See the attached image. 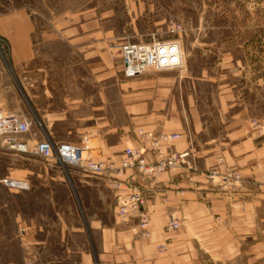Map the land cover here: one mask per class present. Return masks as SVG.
I'll use <instances>...</instances> for the list:
<instances>
[{
  "label": "rangeland",
  "instance_id": "1",
  "mask_svg": "<svg viewBox=\"0 0 264 264\" xmlns=\"http://www.w3.org/2000/svg\"><path fill=\"white\" fill-rule=\"evenodd\" d=\"M18 9L35 25V58L27 66L47 73V90L41 92L39 74L32 83L15 70L17 92L31 97L32 111L54 140L88 145L96 159L103 158L99 139L114 143L122 136L147 145L139 130L156 134L136 124L133 111L143 92L163 101L166 110L187 116L192 110L202 118L205 129L196 138L188 122L181 133L197 161L200 141L223 136L233 124L255 135L264 131V0H0V15ZM172 23L181 25L180 33L170 32ZM70 34L84 38L72 45ZM172 38L181 41L183 68L123 75L120 44ZM1 45L8 64L7 46ZM83 87L96 92L95 106L70 105ZM105 89L106 103L98 94ZM88 111L94 117L86 119ZM20 138L29 146L35 140L33 131ZM263 170L264 164L261 180ZM89 176L55 159L1 148L0 264H79L80 212L112 208L94 187L79 186ZM28 241L44 245L24 248Z\"/></svg>",
  "mask_w": 264,
  "mask_h": 264
},
{
  "label": "crops",
  "instance_id": "2",
  "mask_svg": "<svg viewBox=\"0 0 264 264\" xmlns=\"http://www.w3.org/2000/svg\"><path fill=\"white\" fill-rule=\"evenodd\" d=\"M34 31L31 16L23 9L0 15V45L4 43L7 46L8 66L12 70L0 65V108L4 111L17 114L29 112L24 111V106L30 107L28 101L31 97L28 96V100L27 93L20 96L17 92L15 70L18 75L29 77L32 83L37 81L36 75L39 74L40 90H47V87H42L47 73H40L42 68H38L39 73H36V69L27 66L35 58ZM69 36L72 45H79L84 38L79 34ZM32 85L38 86L30 83ZM30 91L28 89L29 95ZM42 94L39 96L42 97ZM98 94L100 98L102 94L106 103V89L98 91ZM142 97L144 100L133 111L135 123L143 129L156 135L182 133L188 122L195 138L205 129L202 118L192 110L187 116L176 109H164V102L151 98L147 92H143ZM95 100L96 92L86 91L83 87L72 98L70 105L95 106ZM94 115V111H88L85 118ZM32 131L37 130L32 126ZM261 136H264L263 130L255 135L247 126L233 124L223 136L202 139L197 161L200 171L197 173L174 170L146 178L135 170L127 169L124 176L141 185L147 197L143 207L149 218L147 237L134 231L138 214L131 216L127 222L116 216V196L106 179L91 175L81 180L79 186L94 187L97 198L102 202L108 198L112 208L109 212L102 209L80 212L85 222L83 227L78 228L83 234L79 264H264V189L260 186L264 140L259 144L255 142ZM167 146L182 151L187 148V141L180 137ZM99 147L102 160L118 162L123 150L128 147H142L147 159H153L148 144L142 145L140 141L128 137L120 136L114 143L99 139ZM210 169H216L218 173L236 170L241 174L242 181L222 187L218 181L207 179L205 173ZM167 213L179 219V227L174 231L165 230ZM35 245H44V241L22 244L24 248ZM160 245H164V249L159 248ZM31 262L24 261V264ZM60 262L45 260L39 264Z\"/></svg>",
  "mask_w": 264,
  "mask_h": 264
},
{
  "label": "built area",
  "instance_id": "3",
  "mask_svg": "<svg viewBox=\"0 0 264 264\" xmlns=\"http://www.w3.org/2000/svg\"><path fill=\"white\" fill-rule=\"evenodd\" d=\"M169 27L170 32L175 34L182 30L181 25L176 23H172ZM119 51L122 73L129 78L140 76L149 70H178L184 66L179 38L153 39L150 42H124L119 45ZM0 60L7 69L12 71L1 49ZM32 124H36L38 130L33 133L35 138L33 145L29 146L20 138V135L30 133ZM139 134L142 135L144 143L150 146L152 160L147 159L140 147L124 149L118 162L112 159H96L90 154L88 145L54 140L31 109L28 113L17 114L0 108V149L6 148L19 153H32L44 159H55L61 164L76 167L90 175L103 177L115 193L116 216L121 221L127 222L131 216L138 214V224L134 231L142 237H147L149 236V218L143 211L147 197L141 185L124 176L126 170H135L145 177L154 178L166 171L197 173L200 169L191 146L182 151L167 146L181 137V133L152 135L139 130ZM205 176L210 181H218L222 187L240 184L242 181L241 174L236 170L218 173L216 169H210ZM260 186L264 189V170ZM166 217L165 230L168 232L176 230L180 224L179 219L172 213H167ZM159 248L164 249V245H160Z\"/></svg>",
  "mask_w": 264,
  "mask_h": 264
},
{
  "label": "bare ground",
  "instance_id": "4",
  "mask_svg": "<svg viewBox=\"0 0 264 264\" xmlns=\"http://www.w3.org/2000/svg\"><path fill=\"white\" fill-rule=\"evenodd\" d=\"M89 147V146H88Z\"/></svg>",
  "mask_w": 264,
  "mask_h": 264
}]
</instances>
